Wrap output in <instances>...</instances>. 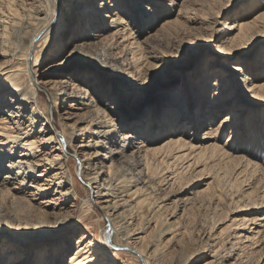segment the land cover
Here are the masks:
<instances>
[{
	"label": "bare ground",
	"instance_id": "1",
	"mask_svg": "<svg viewBox=\"0 0 264 264\" xmlns=\"http://www.w3.org/2000/svg\"><path fill=\"white\" fill-rule=\"evenodd\" d=\"M47 1L51 3L54 0H42L44 3ZM59 1L61 7L55 26L61 28L60 34L58 37L45 40L42 45L35 48H32L35 38L46 28L41 27L42 18L39 17L40 14H44L43 8L36 11H31L29 8L19 11L18 8L12 7L3 20L5 24L0 40V56L4 58V61H0V145H3L0 149V235L9 232L12 234V240L9 241L14 244L31 243L33 247L35 246L37 235L34 233L36 231L34 226L36 225L29 219L25 220L21 217L17 208L21 212L29 208L39 210L49 218L54 217L59 224L69 221L70 215L63 218L56 217L54 211L48 213L47 209L53 207L60 212L64 209L63 205L78 191L79 187L73 181L72 165L69 163L70 151H73V155L79 159L81 175L87 176L85 182V189L88 192L87 203L89 202L91 207L94 206L91 205L93 201L95 206H99L103 214L111 220L112 227L110 231L105 230V239L116 240L117 235L121 245L133 248L147 264H150L151 260L157 263L160 261L162 255L158 256L156 253L159 241L179 227L176 220H169L166 224L163 223L166 225L165 228L160 229L162 223L159 222L158 217L153 219L155 213H158L163 206L158 203L152 204L150 201L156 187L154 176L151 174L156 163H166L169 167L182 163L181 169L186 170L190 167L193 169L199 159H204L205 156L210 162L221 166L223 169L221 172L225 177L232 176L230 179L235 183V189L241 188L239 194L246 200L249 199V204L254 209L258 208L257 206L261 205L259 198L257 199L256 195V198L252 197L256 186L254 188L250 185L248 189L253 188V190L248 192L242 183L246 186V178L255 176L259 183L263 181L260 185L264 188V157L260 158L261 153H264V141H262L264 126L260 130L253 131L254 117L251 115L252 119L244 121L248 109L244 113L246 105L243 104L258 103L264 108V80H262L264 61L257 60L253 64V71H259L254 77L252 70L246 65L226 64L231 75L220 74L215 77L212 91L206 90L205 84L200 85L199 82L207 77L208 72L205 71L206 66H204L195 80L199 90L202 86V92L193 93L197 101L196 107L191 108L187 114L176 108L180 105L176 101L177 94L173 92L175 88H169L172 86V81H164L158 89L169 88V90L163 95L162 101H165L162 103L161 111L155 112L156 116L150 114L147 117H140L142 126L136 123L135 118H130L131 126L146 128L145 132L139 131L140 129L129 131L124 121L119 123L113 117L114 110L110 101L120 90V87L114 84L115 81L119 80L125 84V87L137 90L138 76L135 77L132 71L121 73L120 69L114 68L118 64L126 66V60L128 61L126 55L131 52L133 54L131 64L139 66L143 60L141 61L142 56L134 47L138 41L132 37L129 40L130 22L118 10L111 9L113 7L119 9L118 3L121 0H103L101 6L100 3H93L96 0ZM134 1L136 0H129V3L132 4ZM185 1L196 6L204 3L199 4L195 0ZM142 2L145 4L140 6L145 7L150 15L156 16L155 18L163 14L162 7H159L161 5L156 3H164V0H142ZM174 4L175 0L172 2V5ZM263 5L264 1H261L258 7L262 8ZM86 8L88 9L85 10ZM80 10H85V14L88 13V16L84 15L88 17V28L79 36L72 56H75L79 63L87 64V68L91 71L85 74L84 82L74 81L68 74L64 78H51L52 75L57 74V68L61 65L60 59L68 48V44L63 39V26H66L68 19L73 14H78ZM111 17V25H109L111 31L108 34L99 31L100 28L108 27L106 21ZM185 18L188 20L191 17L185 15ZM83 21L82 24L86 26V20ZM171 23L165 21L162 27L168 29ZM92 27L97 29L95 33ZM262 32L264 33V8L259 9L252 19L245 15L242 19L227 20L225 30L215 38V41L223 40L222 43L227 39L226 45L222 44L217 50L218 54H225L227 47L230 46L245 47ZM124 35L129 36L127 38ZM156 36L157 33H149L146 40L154 39ZM157 37L159 38V35ZM88 38L97 40L100 45L105 40L111 41L105 42L102 50L99 51L100 45V48L96 49L98 44L92 43L96 47H89L90 45L84 41ZM121 38H124V43L119 42ZM119 45L124 48L122 50L124 56L113 52ZM232 47L230 49H233ZM50 58L52 63L42 69L45 60L48 61ZM109 64H113L111 65L113 69ZM102 71L108 77L105 78L106 81L101 82L103 86H100L101 77L96 72ZM238 73H243V79H239L242 81L239 88L235 85ZM110 82L113 83L111 90L107 88ZM191 84L194 86L193 83ZM194 90L196 89L193 87ZM42 91L51 99V105L42 106ZM206 93L209 102L205 111L200 113V101L202 97L205 99ZM98 99L104 107L99 105ZM85 109L88 112L91 110L90 116L77 119L82 113L79 114V111ZM228 110L229 112L216 122L215 116ZM262 110L264 114V109ZM56 115L66 120L64 130L60 131L52 124ZM150 116H154L151 121ZM164 117L167 118L166 123ZM75 119V124H71ZM204 123L208 126L204 129L203 136L198 137L197 128ZM244 123L245 130L242 129ZM154 126H158V129ZM179 127L183 129L177 133ZM228 127L230 131L225 141ZM92 134L93 138L88 143V137ZM164 135L168 136L162 140ZM104 148L109 150L104 152ZM172 169L174 170V167ZM182 170L173 171L171 174L176 177ZM4 171L6 174L1 177ZM261 193L264 195V189ZM145 206H149L150 216L140 219L143 218L140 212ZM260 218L264 219V216ZM136 219L139 221L136 222ZM234 221L230 231V235L234 236L231 247L218 248L217 243L214 242L215 238L208 236L209 243L205 242L206 247L196 253L201 258H207L201 264H252L255 258L258 264H264V247L258 249L263 245L260 241L264 237L259 236V231L255 230L258 222L256 226L253 225L256 220L248 215L236 216ZM152 224L155 225L152 227ZM31 225L33 227H30ZM113 233H115L114 237H112ZM76 242L77 248L71 255L69 264H118L115 255L110 250L100 247L95 239L81 234ZM63 246L52 245V250H62ZM49 252L46 251L39 256L38 264H56L54 254L48 256ZM10 253L18 255V251ZM25 253L22 258L30 260L31 251ZM234 256H237V262L232 261ZM209 257L212 260H209ZM253 257L255 258L252 260ZM190 258L191 256L187 261ZM182 260L180 256L178 261Z\"/></svg>",
	"mask_w": 264,
	"mask_h": 264
},
{
	"label": "rangeland",
	"instance_id": "2",
	"mask_svg": "<svg viewBox=\"0 0 264 264\" xmlns=\"http://www.w3.org/2000/svg\"><path fill=\"white\" fill-rule=\"evenodd\" d=\"M102 1L103 0H96L93 3H100L101 6ZM196 1L199 2V4L202 2L204 3L203 5L197 6L191 3L187 4L185 0H175L174 5H172L173 0H164V3H156L161 5L159 7H162L163 9V14L158 15L157 18H155L156 16L150 15L149 12L145 10V7L140 6L141 4H145L142 0H136L132 4L129 3V0H121V2L118 3L119 9L116 7L111 8L112 10H118L125 15L126 20L128 19L127 21L130 22L131 32L129 34L130 36L128 35L129 40L132 37L135 38L134 40L138 41L136 44L137 47L136 45H134V47L135 50H137V53L142 56L141 61L143 60L142 64L139 66L131 64L133 61V54L131 52L126 55V59H128L125 63L127 64L126 66L116 64L117 66L114 68L118 70L120 69L119 72L122 71L121 73L132 71L135 77L138 76V83L136 85H138L139 88L137 90L125 87V84L119 80L115 81L114 84L119 86L120 90L113 95V99L110 101L114 110L112 112L113 117L119 123L124 121L125 123H123L126 125L127 130L135 131V129H140L139 131L145 132L146 127H133L131 126L129 119L135 118L137 120L136 123L138 122V124H140V117H147L150 114L156 116L155 112L161 111V108L163 107L162 103L165 101H162L163 95L166 91L168 92L169 88H175L173 92L177 94L176 101H178V105H180V107L178 106L176 108H180L183 114H187V112H190L191 108H195V103H197V101L195 100L193 93L202 92V86L201 90H199V88L196 87L195 80L198 78L200 71L202 72L201 69L204 66H206L205 71L208 72L206 74L207 77H205L207 80L204 78V80H200L199 82L201 83L200 85L205 84V89L208 91L210 89L212 91V84L215 77L220 74L224 76L231 75L226 67V64L228 63L246 65V67L252 70L253 77L256 73V75L259 74V71H253L252 66L257 60L264 61L263 32L258 36H255L245 47L238 45L235 46L237 48L234 46L227 47L228 50L223 55H219L217 50L222 44L226 45L227 39L222 43L221 41L223 40L215 41V38L225 30L227 20H233L236 18L242 19L243 17L245 18V15L249 19H252L259 9L264 8V5L262 8L261 6L258 7V4L264 0H195V2ZM47 2L44 3L42 0H0V40L1 35H3V26L5 24L3 20H5V15L10 9H12V7L18 8L19 11H23L26 8H29L31 11H36L39 8L44 9V14H40L39 17L42 18L41 27L45 26L46 28L44 27L45 29L42 30L41 34L35 38L32 48L42 45L45 40L48 41L55 36L58 37L61 28L56 27L55 22L58 17V11L61 7L59 5L61 1L54 0L51 1V3ZM87 9L88 8L85 10ZM85 10H80L78 14H73V16L68 19L66 26H63V39L65 40V43L68 44V48L66 54L60 59L61 65L57 68V74L52 75L51 78H64L68 74L72 76L74 81L84 82L86 79L85 74L91 71V69L87 68V64L79 63L77 58L72 56L76 50L79 36L84 34L88 28V17L84 16L88 13L85 14ZM180 12L182 14H180ZM113 13L114 12L112 11V17L114 16ZM185 15H188V17L190 16L191 18L187 20ZM112 17L106 21L108 27L100 28L99 31H103V33L106 34L111 31L109 25H111ZM83 20H86V26L82 24V22H84ZM165 21L172 22L168 29L162 27V24ZM150 24L152 26H149ZM92 29L94 30V33L97 31V29L95 30V27H92ZM149 33H157L159 38L156 36L157 38L155 37L154 39L146 40ZM128 36L124 35V37L127 38ZM100 40H102V38ZM84 41L90 45L89 47L92 46V48H95L97 46L96 49L101 47L99 50L101 51L105 42L107 43L111 40H105L103 41L104 43L101 42V45L93 38H88ZM123 41L124 38H121L119 42L124 43ZM92 43L98 45L94 46ZM231 47L233 49H230ZM123 49V46L119 45L118 47L116 46L113 52L116 53V55L119 54L124 56ZM0 61H4V58L1 56ZM51 63V58L48 61L45 60L42 69H45ZM109 65L110 68H112L111 65L113 64ZM96 73L101 77L99 78L100 84L101 82L103 83L106 81L105 78L108 76L105 75V72L102 71ZM236 78L238 80L235 85L239 88L242 82L239 79H243V73H238ZM262 80H264V77H262ZM164 81H172V86L169 87L168 90H166V88L158 89V86ZM191 83H193L194 86ZM112 84L113 83L110 82V85L107 86L109 90L112 89ZM100 86L103 85L101 84ZM193 87L196 90L193 91ZM41 98L43 107L48 104L51 105V99L43 91ZM183 99L185 100L183 101ZM97 102H99L101 107L103 106V103H101L99 99ZM208 102V94L206 93L205 99L202 97V101H200V113H202L203 110L205 111ZM243 105H246L244 113L248 109L244 121L252 119L251 115H253V131L260 130L262 126H264V114L262 110L264 108L258 103ZM85 111L86 109L79 111V114L81 112L83 114L81 113L82 115H78L77 119L83 118L84 116L89 117L92 113L91 110H89V112L88 110ZM228 112L229 110L226 112H220L216 115V122ZM63 116L65 117L66 115ZM154 116H150L149 120L151 121ZM163 120L166 123L167 118L164 117ZM75 121L76 119L71 121V124H75ZM65 122V119L63 120L61 116L56 115L54 123L52 122V124L61 131L65 129ZM141 124L140 126L143 125ZM40 125L42 126V124ZM40 125L38 128L41 127ZM207 126V123H204V125L197 128L198 137L203 136L204 129ZM249 126L251 129V125ZM155 128L158 129V126ZM179 128L177 133H180V131H182L181 129H183L182 127ZM242 129L245 130V123L242 125ZM229 131L230 129L228 127L225 133V141L228 139ZM167 136L168 135H164L162 140ZM92 138L93 134L88 137V143L91 142L90 140ZM262 141H264V137ZM222 142H224V140ZM1 148H3V145H0V149ZM108 150V148H104V152H107ZM73 154L74 152L70 151L69 163L72 165L71 171L73 174V181L76 186L79 187L78 191L72 199L63 205L64 209L60 212H57L59 209L53 207L47 209L48 213L54 211L56 213L55 215H57L56 217L63 218L70 215L71 217L69 221L65 224H59L54 217L49 218L39 210L29 208L21 212L20 209L17 208L21 217L25 220L29 219L30 222L36 225V227L34 226V229L36 230L34 233L37 235V238L34 241L35 246L33 247L31 243L14 244L9 241L12 240V234L9 232L0 235V264H38L39 256L46 251H51L52 245L59 247L64 245V248L58 251L52 250L48 253V256L50 254L53 256L54 254V261L56 264H69L70 257L74 253L75 248H77L76 241L81 234H85L91 239H95L100 247L110 250V252L117 258L118 264H147L144 258L133 248L121 245L117 235L116 240L105 239V230L110 231L112 227L111 220L103 214L102 209L99 206H95L93 201H91V205L94 204V206L90 207L89 202L87 203L88 192L85 189L87 176L81 175L79 159ZM263 155L264 153H261L260 158H263ZM199 160V166L197 163L194 165L195 167H193V169L190 167L186 170L181 169V166L183 165L182 163H177L170 167L166 163H156L153 165L154 167L151 174L154 176L153 181L155 182L154 184L156 187L155 191L152 193L153 196H151L152 199L150 198V201L152 204L154 203L157 205L158 203L159 205H163L162 209L160 208L161 210L159 209L160 211L155 213L153 219L155 220L158 217L159 222L162 223L160 224L161 227L159 226L160 229L165 228V224L169 220H176L177 226L179 225V227H176V230L170 232V234L163 236L159 241L160 244L158 243L159 248L156 253L158 256L162 255V257L158 263L151 260L150 264H201L203 261L207 260V258H201L200 255H197L196 253L200 249H204L209 243L207 242L208 236L215 238L214 242L217 243L216 247L218 248L231 247V241L234 236L230 235V231L233 223H235V221L233 222V219H235L236 216L241 217L248 215L251 218H254V221H256L253 225L256 226V222H258V225L256 226L257 229L255 230L259 231V236L264 237V219L260 218L261 216H264V195L261 193L264 188L260 185L261 182L263 184V181L259 183L255 176H248V179L246 178V186L242 183V186L247 189L248 192L253 190V188L248 189L250 185H253L254 188L256 186L255 194H253L252 197L254 196L253 198H256L257 196V199L259 198V204L261 205H258V208L254 209V207L249 204V199L246 200L245 197L239 194L241 188L237 190L235 189V183L230 179L232 176L225 177V174L221 172L222 168L220 165H218V168L216 164L210 162L205 156L204 159ZM173 167L174 170L172 169ZM179 169L182 171L174 177L171 172H179ZM183 171L186 172L184 173ZM219 172L224 175H220ZM5 174V171L2 172L1 177ZM257 187H259V189ZM73 204L76 205L72 206ZM8 206H10V204ZM148 208L149 206H145L140 212L141 216L143 215V218L140 219H146L150 216V210ZM239 208H243L244 210H240ZM138 221L139 220L136 219V222ZM154 225L155 224H152V227ZM30 227L33 226L31 225ZM153 230H155V228ZM211 230L213 232H211ZM114 235L115 233H113L112 237H114ZM263 241L264 238L260 241V244L263 243V245L258 249L264 247ZM143 245H145V243ZM29 250L31 251L32 257L30 260L27 259V261L25 258H22V255L26 254L25 252ZM17 251L18 255L10 253ZM8 252L9 254H7ZM180 256L183 258L182 261H178ZM190 256V260L187 261V258ZM254 258L255 257H253L252 260ZM208 259L212 260L211 257ZM236 259L237 256H234L232 261L237 262ZM185 261H187V263ZM257 262L258 261L255 258L252 264H258Z\"/></svg>",
	"mask_w": 264,
	"mask_h": 264
}]
</instances>
